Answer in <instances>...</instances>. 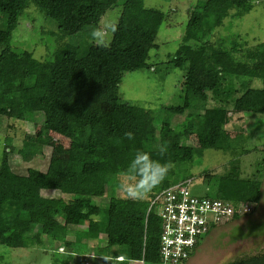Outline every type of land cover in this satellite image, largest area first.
I'll list each match as a JSON object with an SVG mask.
<instances>
[{
  "label": "trees",
  "instance_id": "1",
  "mask_svg": "<svg viewBox=\"0 0 264 264\" xmlns=\"http://www.w3.org/2000/svg\"><path fill=\"white\" fill-rule=\"evenodd\" d=\"M109 1L0 0V44L4 46L0 53V118L32 123V103H36L42 112L37 127L71 139L65 157L58 158L54 154L49 157L50 152H38L43 147L32 144L28 186L19 182L4 155L0 164V245L31 248L49 239L61 249L60 264H71L77 256L83 259L82 264H88L91 258L158 264L162 222L152 213L147 215L149 201L170 187L181 171H170L149 193V201L117 195L121 171L137 150L148 152L161 163L171 161L174 167H181L197 152L188 146L186 133L195 135L201 148H218L229 114L264 115V88L248 87L241 97L234 99L233 113L222 107H206L205 88L217 65L219 84L215 83L213 88L218 90L212 95L220 103L234 98V92L222 88L227 75L264 82V42L240 47L236 39L230 44L227 34L232 23L251 10L253 0L196 1L187 25L181 26L183 36L170 61L177 69L185 70L182 105L164 111L161 119L152 118L139 107L121 104L118 93L125 72L149 68L145 62L149 50L157 47L154 42L163 12L146 8L144 0H123V11L116 23L118 30L112 35L110 46L101 48L91 43L90 36H82L99 26ZM29 6L37 7L56 25V32L50 35L54 47L50 60L40 63L33 74L28 72L32 54L16 53L11 48L19 18ZM230 8L237 13L230 17L233 22L226 25ZM218 30L224 32L221 39L207 43ZM75 36L80 37L79 41H74ZM34 96L36 102H30ZM174 116L180 119L172 125ZM146 118L149 121L145 122ZM127 132H132L134 138L127 139ZM163 133L168 134L167 139ZM29 139L35 143L32 137ZM25 143L28 144L26 140ZM165 144L167 152L161 155L160 148ZM254 151L260 155L259 149ZM58 161L62 168L51 165ZM263 175L264 154L254 161H236L229 173L206 175L217 191L201 196L226 202H256L250 186L252 193L248 196L241 194L238 186L252 184L254 190H259ZM187 179L188 175L180 176L182 182ZM236 183L239 184L233 191ZM45 190L60 197H88L91 192L93 197L106 198L108 207L103 215L93 201H89L86 212L78 205L60 211L58 199L41 196ZM239 218L235 216L232 221ZM80 227L86 230L76 229ZM102 233L106 234L105 241L88 245L89 240ZM198 248L191 252L189 260ZM253 264H264L263 256Z\"/></svg>",
  "mask_w": 264,
  "mask_h": 264
},
{
  "label": "rangeland",
  "instance_id": "2",
  "mask_svg": "<svg viewBox=\"0 0 264 264\" xmlns=\"http://www.w3.org/2000/svg\"><path fill=\"white\" fill-rule=\"evenodd\" d=\"M197 0H144L146 8L159 9L163 12V21L158 29L155 38V48L150 49L145 62L149 68L133 72H125L119 85V101L121 104L131 105L141 108L154 119L164 117V111L179 109L182 105L183 82L185 76L184 69H177L170 61L174 58L175 50L183 36L181 26H186L188 18L196 5ZM123 0H110L109 8L105 11L104 17L99 23L102 26L105 22L115 21L123 11ZM230 8L226 14L225 24L233 22L231 15L237 13ZM233 27L228 30L230 36L229 43L235 40L240 47L264 42V0H253L251 10L244 16L241 15L232 23ZM55 23L45 18L44 13L37 7L29 6L19 18L17 28L11 42V48L16 53L27 52L32 54V60L28 67V72L33 74L38 69L40 63L49 59L54 47L52 46L51 36L56 32ZM224 35L222 30L215 31L209 44L218 42ZM89 33H84L83 37H89ZM74 41H79L80 37L75 36ZM92 44H94L91 41ZM96 45V44H94ZM231 46V45H230ZM229 46V47H230ZM4 46L0 44V53ZM218 66L211 75V80L206 86L207 102L206 107H222L233 113L234 99L239 98L250 88L263 89L264 82L259 79H249L244 81L234 75H227L222 88L234 92V98L227 103H220L214 99L213 88L215 83L219 84ZM30 96V95H29ZM32 96V94H31ZM30 102H36V97H30ZM33 104L34 122H24L19 119L0 118V164L6 155L9 166L13 173L18 176L19 182L23 186L29 185L27 169L30 163L32 144L41 145L43 148L38 152L44 154L50 152L49 157H65V152L69 149L70 138L59 135L57 132L41 129L37 126L38 120L42 116L39 106ZM159 112L155 114V112ZM171 113V112H170ZM158 116V117H157ZM179 116H174L172 125L178 122ZM149 121L148 118L145 122ZM223 140L218 148H201V144L195 135L186 133L188 146L195 149L192 159L181 167H173L170 171L181 173L175 176L171 183L181 181L182 174L188 175L190 180L189 190L193 195L208 196L211 192L217 191L213 184L208 180V174H223L232 168L236 161H254L263 155L264 152V115L246 113L229 114V121L222 126ZM35 143H32L31 137ZM164 139L168 138L167 133L162 134ZM25 140L28 142L26 145ZM254 149H259L257 155ZM45 159V157H43ZM64 161V160H60ZM54 168H62L63 164L53 162ZM234 175L237 171H230ZM246 176H243L245 178ZM121 182V180H120ZM236 183L233 191L237 188ZM241 194L247 196L253 190L256 202L255 211L245 217L239 218L235 222H229L216 228L209 233L201 242L200 250L194 253L190 262L187 264H230L234 261L260 260L264 258V175L259 190H254L252 184L240 183ZM250 186V187H249ZM51 193V192H45ZM117 195L125 197L120 188L116 190ZM211 196V194H210ZM88 197L93 201L91 192ZM242 198V197H239ZM84 200L88 198L83 197ZM150 195L144 200L149 201ZM153 197L149 201L150 202ZM243 199V198H242ZM106 200V198H105ZM101 200L102 210L108 206V200ZM242 202L241 199L231 201L232 204ZM247 202V201H246ZM72 203L84 208L89 207L87 201L76 199ZM148 206V209H149ZM155 208L150 209L149 213L155 215ZM48 240L42 241L35 247L11 249L0 245V264H60L63 261L61 251L56 248L57 244L53 241V247L49 248ZM78 260L81 261V258ZM77 258L71 264H79ZM108 264H115L112 261ZM124 264H137L135 262Z\"/></svg>",
  "mask_w": 264,
  "mask_h": 264
},
{
  "label": "built area",
  "instance_id": "3",
  "mask_svg": "<svg viewBox=\"0 0 264 264\" xmlns=\"http://www.w3.org/2000/svg\"><path fill=\"white\" fill-rule=\"evenodd\" d=\"M190 180L176 181L153 196L150 209L162 222L158 264H184L205 237L237 217L251 215L256 204H232L218 198L193 195ZM144 264L143 260L138 262Z\"/></svg>",
  "mask_w": 264,
  "mask_h": 264
},
{
  "label": "clouds",
  "instance_id": "4",
  "mask_svg": "<svg viewBox=\"0 0 264 264\" xmlns=\"http://www.w3.org/2000/svg\"><path fill=\"white\" fill-rule=\"evenodd\" d=\"M117 30L116 22L108 21L102 26L93 27L89 33L90 39L96 46L108 48L112 35ZM124 135L129 140L134 138L132 132H127ZM166 152L167 145L165 144L161 146L160 154L164 155ZM173 167L171 161L161 163L159 160L153 159L148 152L137 150L127 168L119 174L121 177L119 188L126 198L133 200L145 199L154 188L168 177ZM82 211L86 212L87 210L83 209Z\"/></svg>",
  "mask_w": 264,
  "mask_h": 264
},
{
  "label": "crops",
  "instance_id": "5",
  "mask_svg": "<svg viewBox=\"0 0 264 264\" xmlns=\"http://www.w3.org/2000/svg\"><path fill=\"white\" fill-rule=\"evenodd\" d=\"M45 192H51V193H45ZM41 196L44 197V198H48V199H58L59 202H60V204H59L60 211H65L68 206L74 205L72 203V201H73V198H74V200L76 199V195L62 196V197H60V196L54 194V192L51 191V190L41 191ZM78 197H79V200L81 199L83 201H87L89 203V205L91 204L89 202L91 200L90 197H85V198H88L87 200H84L83 197H80V196H78ZM92 200H93L94 204H96L97 206H100V208H101V214L102 215L105 214L108 206L107 207L105 206L103 208V210H102V205H100L101 200H105V198L93 197ZM82 208L83 209H86L84 207H82ZM235 221H237V220H234L232 222H235ZM76 229L77 230H86L85 227H80V228H76ZM46 240H48L47 243L49 244V248H52L53 247V243H52L53 241H51L49 239H46ZM46 240H44V241H46ZM105 240H106V234L102 233L101 235L98 236L97 239H91V240H89L88 245L89 246H96V245H98V242L99 241H105ZM200 247H201V244L199 245L198 251L200 250ZM56 248H59V246L57 245ZM59 251H61V249H59ZM198 251H196V252H198ZM76 258L78 260V258L80 259L81 257L77 256ZM78 261H80V260H78ZM82 261H83V259L81 258V261H80L79 264H82ZM109 261H112L115 264H124L125 262H129V261L122 260V258H119L117 261H113V260H110V259H102V258H91V260L88 262V264H108L107 262H109ZM129 263H132V262H129ZM135 263L139 264L138 262H135Z\"/></svg>",
  "mask_w": 264,
  "mask_h": 264
}]
</instances>
